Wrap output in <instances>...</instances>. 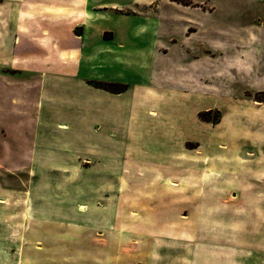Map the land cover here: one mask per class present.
<instances>
[{
    "label": "rangeland",
    "instance_id": "rangeland-1",
    "mask_svg": "<svg viewBox=\"0 0 264 264\" xmlns=\"http://www.w3.org/2000/svg\"><path fill=\"white\" fill-rule=\"evenodd\" d=\"M100 2L32 110L0 69V264H264V0Z\"/></svg>",
    "mask_w": 264,
    "mask_h": 264
},
{
    "label": "crops",
    "instance_id": "crops-1",
    "mask_svg": "<svg viewBox=\"0 0 264 264\" xmlns=\"http://www.w3.org/2000/svg\"><path fill=\"white\" fill-rule=\"evenodd\" d=\"M106 6L100 0H0V69L36 76L31 83H19L26 90L30 87L26 108L32 110L29 96L43 89V76H76V64L87 48L85 34ZM35 116L27 111L23 121L31 154L38 145L32 132Z\"/></svg>",
    "mask_w": 264,
    "mask_h": 264
},
{
    "label": "bare ground",
    "instance_id": "bare-ground-1",
    "mask_svg": "<svg viewBox=\"0 0 264 264\" xmlns=\"http://www.w3.org/2000/svg\"><path fill=\"white\" fill-rule=\"evenodd\" d=\"M153 114V113H152Z\"/></svg>",
    "mask_w": 264,
    "mask_h": 264
}]
</instances>
